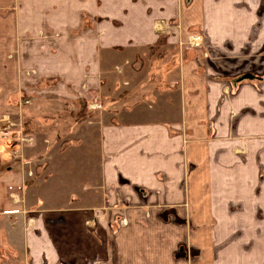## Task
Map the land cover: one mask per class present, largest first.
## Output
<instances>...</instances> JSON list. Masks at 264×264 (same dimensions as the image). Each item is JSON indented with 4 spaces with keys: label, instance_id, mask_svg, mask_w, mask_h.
Here are the masks:
<instances>
[{
    "label": "crops",
    "instance_id": "0c3cea01",
    "mask_svg": "<svg viewBox=\"0 0 264 264\" xmlns=\"http://www.w3.org/2000/svg\"><path fill=\"white\" fill-rule=\"evenodd\" d=\"M29 8L51 11L54 32L87 11L106 34L61 38L38 65L70 87L64 96L80 95L85 76L88 93L100 90L107 64L117 89L138 91L146 60L159 64L147 74L157 83L131 103L117 96L115 116L96 124L92 209L81 198L63 207L22 202V174L0 167V255L7 242L34 264H264V88L250 75L263 64L264 0H36ZM190 35L203 41L190 45ZM171 64L175 77L160 69ZM232 77L242 82L230 96ZM233 111L242 116L235 122ZM185 206L192 224L237 225L238 236H181L171 221ZM188 238L201 252L190 262L178 253Z\"/></svg>",
    "mask_w": 264,
    "mask_h": 264
},
{
    "label": "rangeland",
    "instance_id": "374dc122",
    "mask_svg": "<svg viewBox=\"0 0 264 264\" xmlns=\"http://www.w3.org/2000/svg\"><path fill=\"white\" fill-rule=\"evenodd\" d=\"M35 1H0V167H10L22 174V202L38 207H63L77 205L81 198V204L92 209L99 200L96 183L101 168L95 126L101 121L109 122L115 116L117 109L113 105L117 96L121 95L122 101L129 99L127 101L131 103V96L137 88L131 89V85L122 84L117 89L112 74L107 72L111 64H107L103 65L106 70L101 76L100 90L90 89L92 91L88 93L85 76L80 89L82 94L64 96L67 86L61 78L40 75L38 65L45 62L47 55L58 51L55 41L61 38L69 43L89 42L98 41L106 34L95 32L97 18L87 11L78 12L75 17L80 19L79 23L76 22L67 31L54 32L50 27L55 21L51 11L44 10L43 15L36 13L35 8L33 12L29 11L30 4L35 5ZM176 29H181L180 23ZM179 44L182 45V41ZM132 53L128 55L132 56ZM262 53L263 64L258 65L255 73L250 75L255 76L251 81H257L264 88V50ZM110 55L106 53V58ZM144 62V76L138 83V91L146 93L153 91L157 83L154 79L148 80L149 69L157 68L159 64ZM112 67V72H121L118 66ZM164 67L173 70L171 76L177 75L176 65L160 69L164 70ZM238 72L236 69L232 71L234 74ZM237 80L236 77L231 82L234 90L230 96L242 82ZM143 85L146 87L141 89ZM124 88H128L129 92L126 93ZM262 104L264 106V99ZM239 115L234 112L232 120H238ZM261 120L264 121V107ZM173 211L167 210L164 214ZM190 214V208L185 206L180 215L176 213V217H172L171 222L174 221L176 229H181V236H227L228 233L229 236H238L237 225L212 224L205 230L207 226L191 223ZM119 222L122 223L123 219ZM5 246L0 264H34L25 249L14 251L7 242ZM178 253L190 262L199 259L201 252L188 238L183 243L182 252ZM37 264L49 263L42 261Z\"/></svg>",
    "mask_w": 264,
    "mask_h": 264
},
{
    "label": "built area",
    "instance_id": "2783aa9c",
    "mask_svg": "<svg viewBox=\"0 0 264 264\" xmlns=\"http://www.w3.org/2000/svg\"><path fill=\"white\" fill-rule=\"evenodd\" d=\"M203 41V38L201 35H190L188 37V42L190 45L199 44Z\"/></svg>",
    "mask_w": 264,
    "mask_h": 264
}]
</instances>
